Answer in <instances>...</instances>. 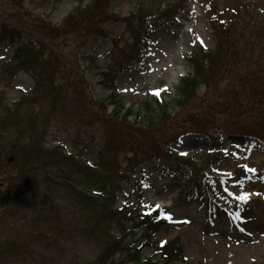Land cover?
Segmentation results:
<instances>
[{
	"label": "trees",
	"instance_id": "obj_1",
	"mask_svg": "<svg viewBox=\"0 0 264 264\" xmlns=\"http://www.w3.org/2000/svg\"><path fill=\"white\" fill-rule=\"evenodd\" d=\"M3 1L12 11L0 13V40L7 42L12 55L2 71L10 79L24 71L34 84L12 102L0 95V261L42 243L50 229L59 233L63 227L74 229L68 215L74 210L83 237L99 246L92 264H113L116 256L131 264H156L142 255L141 240L142 245L156 247L162 264L181 262L178 239L164 245L150 242L165 222L162 212L114 209L116 191L120 180L128 178L138 163L163 158L173 163L168 172L170 186L180 190V198H193L213 212L217 206L224 210L226 205L232 210L241 207L240 201L217 198L215 188L220 179L215 176L213 180L212 173L208 174L226 157L225 141L239 148L257 145L264 149V46L255 56L257 45L252 47L253 41H247L245 28L238 21L241 10L224 17L227 10L218 9L211 0L207 17L213 49L206 51L199 46L187 56L192 72L179 78L175 86L171 103L177 109L173 114L168 112L167 102L155 98L140 104L139 110L144 112L141 126L129 120L134 112L131 107L124 108L115 92L108 103L92 97L76 58L78 52H65L63 44L70 36L110 39V64L101 75L104 85L113 88L116 76L137 67L151 45L152 18L172 19L178 2L140 0L128 17L118 18L112 11L114 0H88L53 24L29 12L24 0ZM118 21L123 22V31L114 34L107 23ZM253 31L250 39L263 37V30ZM200 86L204 87L202 94H198ZM107 104L112 106L110 113ZM68 107L81 123L98 124L103 130L95 164L66 155L62 146L44 147L52 119ZM186 133L209 143V151L199 157L198 163L168 148L169 142ZM122 160L126 161L124 167ZM252 177L262 178L264 172ZM56 190L72 208L48 200L47 194ZM25 207L30 212H25ZM19 210L29 230H23V239L3 241L2 232L12 227L8 217Z\"/></svg>",
	"mask_w": 264,
	"mask_h": 264
},
{
	"label": "rangeland",
	"instance_id": "obj_2",
	"mask_svg": "<svg viewBox=\"0 0 264 264\" xmlns=\"http://www.w3.org/2000/svg\"><path fill=\"white\" fill-rule=\"evenodd\" d=\"M87 1L24 0V7L32 14L39 15L52 23H60L68 12L79 4L84 5ZM214 1L218 9H223L225 12L227 10L228 13H225L224 17L233 16L232 11L241 10L238 21L241 27L245 28L243 34L247 41L249 43L253 41L252 47L254 44L257 45L255 46L256 56L261 46H264V34L260 38L261 43H257L260 39L252 40L249 35L253 36V30L256 28L264 32V0ZM176 2L180 4H178L180 8L174 13V18L155 17L152 20L155 26L154 42L143 63L130 72L120 73L113 83V89L104 85L100 75L109 62L110 41L108 39L96 40L89 36L78 38L70 36L63 44L65 52L70 50L78 52L76 58L84 71L93 98L108 101L109 96L115 91L117 99L124 108H132L134 118L131 116L129 120L134 119L135 125L143 126L141 121L144 112L139 110L140 104L152 98L167 102L168 112L173 114L177 107L171 103V99L175 97L174 87L177 79L191 71L185 57L199 45L206 50L213 48V32L207 18V6L211 0H177ZM136 3L137 0H115L112 11L122 17L134 10ZM160 7L166 8L163 4ZM11 11L12 9L0 0V13ZM107 25L113 33H122L123 23L108 22ZM10 56V48L7 47L6 42L0 41V95L3 93L8 102L18 99L33 85L32 79L23 72L12 79L8 73L4 72L5 68L2 69V66H6ZM202 91L203 87H200L199 94ZM111 107L109 105L108 110H111ZM103 139V130L98 124L90 126L81 123L68 107V110L58 113L52 119L46 136V145L51 147L62 144L66 153L76 155L85 162L94 163L95 155ZM224 151L232 154L233 157L226 153L228 157L214 166V173L223 179L220 187L223 192L235 198L247 193L246 199H256L250 206L251 211H246L250 215L246 220L237 217V213L241 211L213 218L193 201L179 200L177 190L168 188L167 172L172 167L168 159L159 158L141 162L136 168L137 172L120 183L116 208L134 203L141 209L157 205L159 208L168 209L165 213L167 222L160 227L153 241L165 243L175 237L179 238L182 246V262L174 261L170 264H264V183L253 181L242 186L239 180L241 173L238 175L235 173L240 168L245 171L252 169L251 172L262 170L264 152L258 147H252L249 150V158H246L245 149L235 148L229 144L225 145ZM174 152L185 156L204 155L207 152V142L193 134L184 135L174 147ZM129 155L131 154L127 153V156ZM124 165L122 161V166ZM141 174L147 177L148 184L141 191V200L136 201L132 186ZM59 194L58 190L54 194H47L48 200H57L60 204L72 208L73 205L71 206L64 197H59ZM24 209L25 212H30V209L26 207ZM22 212L19 210L14 217H8L12 227H7L2 232L3 241L24 238V235H21L23 230H29L30 227L25 224L26 221L20 219ZM74 212L71 210L68 213L74 229L62 226L61 233L50 229L42 243L31 245L28 251L23 253H11L8 255L9 258L6 261H0V264H92L99 252V246L83 237L78 215ZM139 244L142 245V241ZM44 247H47V250H44ZM141 252L144 256H151L154 261L159 259V254L153 246L144 245ZM113 264L131 263L122 256H116Z\"/></svg>",
	"mask_w": 264,
	"mask_h": 264
},
{
	"label": "snow or ice",
	"instance_id": "obj_3",
	"mask_svg": "<svg viewBox=\"0 0 264 264\" xmlns=\"http://www.w3.org/2000/svg\"><path fill=\"white\" fill-rule=\"evenodd\" d=\"M250 171L252 170V169H249ZM238 199H241V200H244V199H246L247 198V193H243V194H241L239 197H237ZM157 208H159V205H157L156 206ZM162 215H164V213L162 212ZM168 218H170V217H168ZM163 243V242H162Z\"/></svg>",
	"mask_w": 264,
	"mask_h": 264
}]
</instances>
